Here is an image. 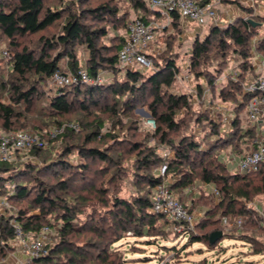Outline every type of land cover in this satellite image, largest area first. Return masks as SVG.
Segmentation results:
<instances>
[{
  "label": "trees",
  "instance_id": "1",
  "mask_svg": "<svg viewBox=\"0 0 264 264\" xmlns=\"http://www.w3.org/2000/svg\"><path fill=\"white\" fill-rule=\"evenodd\" d=\"M220 3L237 4L259 22L252 25L247 18L237 16L223 26L210 23L203 37H195L188 54L192 69L200 66L194 75L207 81L198 83V88L209 86L208 90L214 93L216 90L223 101L238 102L234 107L238 111L230 119L228 129L221 128L222 118L216 120L205 110L193 109L186 93L171 90L178 74L172 57H163L162 63L151 52L152 66L146 70L120 67L118 51L125 39L119 32L129 13H140L137 16L146 22L164 17L160 11L151 9L146 0H0V37L9 46L11 65L7 80L0 82V94L8 98L7 102L0 99L1 128L8 132L21 130L14 127L34 125V130L45 138L44 132L49 127L64 125L55 138H47L46 147L33 145L29 151L41 158L45 170L68 166L76 176L70 179L62 175L52 183L39 177L31 183L21 179L27 174L22 168L15 167L12 161L0 160V195L7 202V205L0 203L4 211L0 212V260L14 250L15 221L24 233L35 238L44 227L58 225L56 243L48 247L47 253L31 258L28 264H127L120 249H113L115 243L128 233L138 238L151 236L155 235L154 230L159 232L174 223L166 214L150 210L154 187L160 182H169L181 202L196 183L213 184L219 191L218 202L214 201L213 192H200V206L204 205L205 209L197 227L183 223L187 226L183 233L192 241L212 247L228 234H232L230 238L246 241L249 233L240 232L236 236L237 228L246 223L264 231L254 206L247 204L256 195L264 194V163L255 171L230 172L221 149L228 145V153L242 155L253 149L254 139L261 137L259 121L249 120L246 110L253 94L244 92L243 85L247 76H259L253 57L258 53L264 58V15L253 14L252 7L238 0H221ZM180 18L179 13H171L173 27L181 29ZM102 51L107 53L102 55ZM81 52H86L85 67L91 77H96L103 69L111 72V77L106 78V82H80L46 91L44 85L50 82L59 66H66L62 69L66 72H77L81 68ZM230 55L236 56L239 72L237 77L227 73L225 84L219 87L217 79ZM213 61L217 62L214 71H203L202 67ZM103 95L111 97L113 104L93 109ZM238 96H241L239 101ZM40 98L42 102L36 109L35 102ZM146 100L150 117L156 123L152 129H147L141 118L139 121L132 118L135 102ZM76 106L83 114L81 118L63 120L72 116ZM244 109L251 123L247 127L241 118ZM123 115L128 116V127L120 123ZM197 124L202 126L200 134L194 127ZM140 125L147 133L138 132ZM123 130L127 131V137L120 134ZM58 139L63 147L51 161L47 150ZM121 142H128L129 148L113 152L111 143L117 147ZM160 147H166L174 155L161 157ZM73 151L78 156L77 163L65 159ZM130 155L133 159L128 158ZM91 158L104 164L99 169L103 179L98 185H88L85 194L71 193L70 185L74 180L84 179L82 174ZM164 162L166 169L160 174ZM26 167L31 171L33 164ZM130 177L133 181L127 182L129 189L123 191V182ZM26 198L27 209L16 211L14 205ZM89 199L96 201L100 211L94 207L91 213L84 211L85 206L93 203L79 206ZM187 206L191 212L192 208ZM33 210L39 213L31 214ZM82 214L87 217L80 218ZM52 215L54 224L50 220ZM224 218L227 224L223 223ZM239 218L242 223L237 226ZM231 223L234 226L225 232ZM196 228L200 229L198 235H194ZM215 230H221L223 235L210 243L209 235Z\"/></svg>",
  "mask_w": 264,
  "mask_h": 264
},
{
  "label": "rangeland",
  "instance_id": "2",
  "mask_svg": "<svg viewBox=\"0 0 264 264\" xmlns=\"http://www.w3.org/2000/svg\"><path fill=\"white\" fill-rule=\"evenodd\" d=\"M227 4L235 5L238 7V5L234 3H226L225 5ZM245 5H247V3ZM219 6L220 5L218 4L217 5V14H218L217 23L218 25L223 26V25H226L227 22L223 23L224 21L221 22V20L219 19L220 18L219 17L220 16ZM248 6L252 7L253 14L264 15V6L258 9L255 3L248 4ZM239 10L241 9L239 8ZM137 15H140V13H138ZM137 15L134 14L133 12L129 13V16L126 18V24L124 25V28L119 32L121 33L122 37H125L127 23L133 18H135ZM237 16H243L247 19L250 18L248 14L243 12V14L234 15L232 20H234ZM184 20L180 19L178 21V23L181 26L180 27L181 29H177L176 27H173L171 21H169L165 17L158 18L160 27L156 29L154 41L150 45L151 52L155 55V58H157L158 60L161 59L162 63H163L162 58L166 56V57H169L170 59L172 57V59H174L175 63L177 64L178 74L176 75L174 87L171 90L177 93H186V95H188L189 99L191 100L190 103L191 105H193V109H195L196 111L205 110L216 120H219V117L220 119L222 118L223 126H221V128L228 129L229 127L228 124L231 121L230 119H232L234 112L238 111L236 108H234L235 105H238V102L236 103V101H223L221 98L218 97V94H217L218 92L216 90H215V93L213 92V90L212 92L208 90L209 86L207 87L206 85H203L202 87L200 86L201 88L200 87L198 88V83L202 82L206 84L207 81L204 78L200 79V77L198 78L194 75L196 70L197 71L200 70V66H197L195 68L196 70L192 69L191 60H190V57L188 56V54L191 52V45L195 37L199 35L200 37H203L205 33L208 31L211 18L209 16H205L204 17L205 25L203 26H199L195 24L194 22L188 21V19H184ZM254 40H256V38H254ZM8 49H9V46L7 42L1 39L0 37V82L7 80L8 75L10 73V69H11V65L9 62L10 55H9ZM3 51H6L7 54H4ZM101 53L103 55L107 52L102 51ZM254 54H258V53H254ZM80 59H81L82 66H85L86 52L80 53ZM236 61H237L236 56L230 55V57L227 60V65H226L225 70L222 72L221 76L217 79V85L219 87L225 84V81L228 78L227 73L231 72L233 74V77H237V73L239 71L237 69ZM216 64L217 62L213 61L211 65H205L202 67V69L203 71H207V69H209V70H212L211 72H213ZM119 65L121 68H124V69L128 68V66H124L121 64ZM131 66L133 68H138V69L140 68L139 65L135 63H133ZM222 66H225V65H222ZM60 67L62 69L66 68V66L64 65ZM262 68L264 69V67ZM101 74L102 76L104 75V80L101 78L102 79L101 82H106L105 76L111 77L112 75L111 72L109 71L107 72L104 69L99 71L98 75L101 76ZM260 75H264L263 72L260 73L259 76ZM246 78L247 79L245 83H247L248 80L252 79V76H247ZM244 85H243V91L245 92ZM44 89L46 91L55 90L50 82L47 85H44ZM200 90H201V96H200ZM0 99H2L5 102L8 101L7 96H5L4 94L0 96ZM237 100L238 101L241 100V96H238ZM147 101L148 100H146L145 102L143 101L135 102L136 104H134L131 113L133 114L132 118H136L138 121L141 118L142 120L141 123L143 122V125H145L147 129H152V127L146 124V120L148 118H151L148 106H146ZM40 102H42L41 98L36 100L35 102L36 109L39 107ZM97 102H98L97 104H94L93 109L104 108V107H108V105L113 104L111 97H109L108 95H103L101 100L97 99ZM35 106H34V116L36 114ZM243 111L244 112H242L241 118H242V121L244 122L243 125L247 127L251 123H249L246 119L245 109ZM81 115L83 114L80 112V109H78V107L76 106V109L72 112V116H68L67 117L68 119H65L66 118L65 117L63 120H72L75 118L76 119L81 118ZM121 120L122 121L120 123H122L123 126L125 124V126L128 127V124L130 123L128 116L126 117L125 115H123L121 117ZM45 124L46 123L44 122V125ZM34 127H35L34 125L33 126L29 125L23 128L14 127L13 129L34 130ZM194 127H195L196 132L200 134V130L202 129L201 128L202 126L200 124H197ZM123 129H126V127ZM5 132L7 131H4L1 128V123H0V135ZM125 132L127 131L123 130V133L120 132V134H124V137H127ZM138 132H141L144 134V133H147V130H145V128L142 125H140ZM130 133H133V132H130ZM132 139H135V138L133 137ZM121 143L122 145L117 146V147L114 146L115 145L114 143H111L113 145V152L119 151L122 147L128 149L130 146L128 142H125V143L121 142ZM62 147L63 146L61 143V139H58V141H56L53 144V146H51L47 150L48 153L46 155L49 156V160L58 156V154L61 152ZM160 148L161 150L163 149L162 151L165 152V154L167 153V151L171 153V154L167 153L168 156L174 155V153L168 150L166 147H160ZM221 149L223 151L224 159L227 162L228 170L230 172H235L236 169L234 167L236 165L235 161H237V159H234L228 156L229 155L228 152H230V147L228 145L225 147L222 146ZM133 157L134 156L130 155L128 158L133 159ZM65 159L72 161L74 163H77L78 156L73 151L72 153H70V155L66 156ZM25 163L33 164L31 171L26 170L27 167ZM12 164L15 167L17 166L18 168H22L21 171H24L27 174L22 176L23 178L21 179L27 182H31V183H32V180L38 179L39 177L42 180L49 182V183L55 182L59 178V176H62V175H64L65 177L70 176V179H73V177H76L75 175L72 174L73 168L68 167V166L60 167V168L56 167L54 169L52 168L51 170H48V169L45 170L46 167L43 166L41 162V158L36 157L29 150L18 152L14 160L12 161ZM88 165L89 166L87 170H85L82 174V176H84V179L74 180L73 181L74 183L70 185V189L73 191L71 193L81 192L85 194L87 192L86 190H88V185L90 184L98 185L101 179H103L104 176L99 174L100 166L102 165L104 166V164L101 161L91 158ZM78 176L80 177V175ZM132 181L133 180H131V177H130V180L128 181L125 180L123 182L124 183L123 191L129 189L130 185L127 182H132ZM205 186L206 185H204L203 183L201 184L196 183L195 185L191 186L187 190L188 192L185 193V196H184L185 197L184 203L186 205H189L192 208V211L190 213L192 214V225H193L192 227L194 228H195V225L197 227V225H199L200 223V216H201L200 211L202 213L203 210L205 209L204 205L200 206V192L204 191L206 193L207 191H209L208 189L210 188L213 189L210 186L208 188H206ZM178 195L180 196L179 193ZM262 196L264 197V194L256 195L255 197L252 198L251 201L247 202V204L249 206L257 205L259 208H263L264 199L261 198ZM192 197H194V200H192ZM27 199L28 198L18 201L14 205L15 210L17 211L19 208L27 209V206L29 204V201ZM90 199L86 203L80 204L79 206L83 207L85 205H89L93 203L92 206H85L84 211L86 213H91V211L93 210L92 207L100 211L101 208L99 207L98 204L95 203L96 201L93 202V200H90ZM0 203L7 205L6 199L2 195H0ZM74 203L76 204V202ZM0 212H4L1 206H0ZM30 213L38 214L39 210H33ZM54 217L55 216L52 215L50 218L52 224H54L53 223ZM86 217H87V214H82L80 216V218H84V219ZM13 225H17V223L14 221ZM188 225L189 224L187 223V226ZM230 225L231 226H228L229 228L228 227L225 228V232H229L230 227L234 226L232 223ZM187 226L184 225L182 229L176 230V229H173L172 224H170L168 225V227L166 226L165 229L159 230L160 233L158 232V230H154L155 235L145 236V237H140V238L133 236L132 233H128V235L126 234V236L122 240L114 244L113 249H120L122 255L127 261V264H160L162 261H164L166 264H264V231L259 229L256 225L254 226V225H250L246 223V225L237 228L238 233L236 234V236L240 235V232H244V233L247 232L250 234V237L246 238L248 240L244 241L243 239L240 240V239L230 238L232 234H228L226 238L221 239L219 243H217L216 245L212 247L208 246L206 243H203V242L192 241V238L187 233H183L184 228ZM156 227H159V226H156ZM48 228L49 229L45 233L46 236L44 240V244H45L44 249L46 250L45 253H47L48 247H51L53 244L56 243L57 238H58L57 236L58 225L55 224ZM161 228L162 227L160 226L159 229ZM176 232L178 234H176ZM199 233H200V229H197L194 235H198ZM39 235H41V233ZM25 236L26 238L28 236L27 240H30V241L31 239H35V237H33L32 234H27ZM251 236L257 237V239H254ZM38 237H41V236H38ZM75 238H76V235H75ZM78 238L82 240L83 236H80ZM15 239L19 242V237H17V235L12 240V242L15 241ZM259 241L263 243L261 244ZM256 250L260 252L255 253ZM92 251L93 250H91V252Z\"/></svg>",
  "mask_w": 264,
  "mask_h": 264
},
{
  "label": "built area",
  "instance_id": "3",
  "mask_svg": "<svg viewBox=\"0 0 264 264\" xmlns=\"http://www.w3.org/2000/svg\"><path fill=\"white\" fill-rule=\"evenodd\" d=\"M151 9L160 11V13L169 18L172 12L179 13L180 17L186 18L199 26L205 25V16L211 18L210 23H217V5L220 0H146ZM160 27L157 19L144 21L141 16H137L127 23L125 40L123 45L118 51V60L121 65L131 66L133 63L139 65L140 70H144L152 65V57L149 55L151 51V43L154 41L156 29ZM148 50V51H147ZM7 54L6 51H3ZM102 79L97 75L91 77L85 66L77 72H66L59 66L50 78V83L54 88L69 86L72 84L83 83H101ZM245 92L253 94L246 105L249 120L261 121L264 123V75L252 77L244 85ZM146 124L154 128L156 126L153 118H148ZM72 127H77L71 124ZM64 128L52 126L44 132L45 138L40 133L30 130L21 129L17 131H8L0 135V160L13 161L18 152L29 150L33 145H40L46 147L48 144L47 138H55ZM253 149L246 151L240 155L236 161L235 172H250L255 171L264 163V134L254 139ZM163 150V149H162ZM161 148L158 153L161 157L168 156ZM171 154V153H169ZM171 156V155H170ZM166 169V162H164L159 172L164 174ZM213 193L220 199L219 191L216 187L213 188ZM261 223L264 225V207L259 208L254 205ZM150 210L153 212H161L166 214L172 223L173 229L180 230L183 228V223H188V227L192 228V214L190 213L187 205L178 200L176 193L170 189L169 182H160L156 184L153 192L152 205ZM179 223V224H178ZM223 223L227 224V219H223ZM242 219L239 218L236 222L240 226ZM15 226V232L19 237V242L22 243L23 249L28 253L31 258L45 254L44 240L45 233L49 229L44 227L41 231V237L35 239H28L22 229L18 225ZM161 262V261H160ZM27 264V263H26ZM160 264H166L162 261Z\"/></svg>",
  "mask_w": 264,
  "mask_h": 264
},
{
  "label": "crops",
  "instance_id": "4",
  "mask_svg": "<svg viewBox=\"0 0 264 264\" xmlns=\"http://www.w3.org/2000/svg\"><path fill=\"white\" fill-rule=\"evenodd\" d=\"M239 2L243 3V4H251V3H255L257 5V9L261 8L262 6H264V1L263 0H238ZM226 4V3H225ZM224 3H220L219 5V10H220V20L221 22L224 21L223 23H228L232 20L234 15H240L243 14V12L241 10H239V8L235 5H231V4H227L225 5ZM256 9V8H255ZM165 17V16H164ZM170 18H166L170 21ZM181 20H184L186 18H180ZM158 20V19H157ZM186 21V20H184ZM190 21V20H188ZM192 22V21H191ZM253 61H254V66L256 68V71L260 74L263 72L264 74V69L262 67H264V58L258 54H254L253 57ZM261 64V65H260ZM100 76V75H99ZM100 78H102L104 80V75L100 76ZM105 78H109L105 76ZM259 126H258V130L259 133L261 134V136L264 134V123H262L261 121L258 122ZM231 158L234 159H238V157L240 156L239 154H234V153H229L228 155ZM236 162V161H235ZM235 168V167H234ZM204 185H206L205 187L208 188L209 186L214 188L215 186L213 184H206L203 183ZM209 191L207 192H213V189H208ZM216 196V195H215ZM261 198L264 199V197L262 196ZM219 199L217 197H215V202H217ZM200 215H202L201 211H200ZM12 244L14 245V250L12 252H10L6 258H3L2 260H0V264H28L29 260H30V256L28 255V253H26V251L23 249L22 243L18 242L16 239L15 241L12 242Z\"/></svg>",
  "mask_w": 264,
  "mask_h": 264
},
{
  "label": "water",
  "instance_id": "5",
  "mask_svg": "<svg viewBox=\"0 0 264 264\" xmlns=\"http://www.w3.org/2000/svg\"><path fill=\"white\" fill-rule=\"evenodd\" d=\"M247 21L251 23L252 25L259 24V22L253 20L252 18H248ZM223 233L221 230H215L212 231L209 235V242L210 243H215L218 239L222 237Z\"/></svg>",
  "mask_w": 264,
  "mask_h": 264
}]
</instances>
